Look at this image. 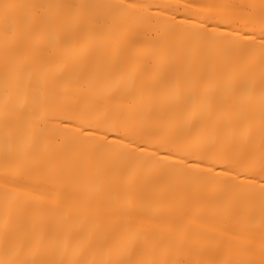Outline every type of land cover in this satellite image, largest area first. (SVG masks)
Listing matches in <instances>:
<instances>
[{"label": "bare ground", "instance_id": "bare-ground-1", "mask_svg": "<svg viewBox=\"0 0 264 264\" xmlns=\"http://www.w3.org/2000/svg\"><path fill=\"white\" fill-rule=\"evenodd\" d=\"M0 264H264V0H0Z\"/></svg>", "mask_w": 264, "mask_h": 264}]
</instances>
